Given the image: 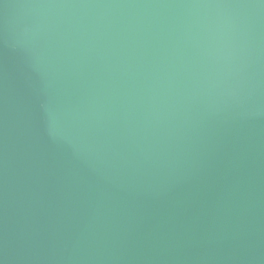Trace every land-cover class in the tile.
Instances as JSON below:
<instances>
[{
  "label": "water",
  "instance_id": "1",
  "mask_svg": "<svg viewBox=\"0 0 264 264\" xmlns=\"http://www.w3.org/2000/svg\"><path fill=\"white\" fill-rule=\"evenodd\" d=\"M0 264H264V0H0Z\"/></svg>",
  "mask_w": 264,
  "mask_h": 264
}]
</instances>
